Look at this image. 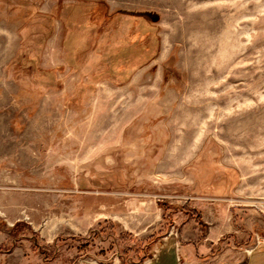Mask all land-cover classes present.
Returning a JSON list of instances; mask_svg holds the SVG:
<instances>
[{"label": "rangeland", "instance_id": "374dc122", "mask_svg": "<svg viewBox=\"0 0 264 264\" xmlns=\"http://www.w3.org/2000/svg\"><path fill=\"white\" fill-rule=\"evenodd\" d=\"M261 246L264 0H0V264Z\"/></svg>", "mask_w": 264, "mask_h": 264}, {"label": "crops", "instance_id": "0c3cea01", "mask_svg": "<svg viewBox=\"0 0 264 264\" xmlns=\"http://www.w3.org/2000/svg\"><path fill=\"white\" fill-rule=\"evenodd\" d=\"M244 264H264V246L253 249Z\"/></svg>", "mask_w": 264, "mask_h": 264}]
</instances>
